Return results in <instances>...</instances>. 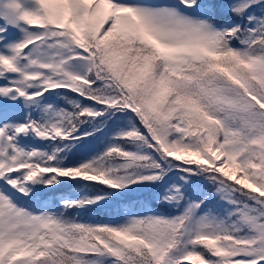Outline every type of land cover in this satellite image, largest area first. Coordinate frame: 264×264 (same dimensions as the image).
I'll use <instances>...</instances> for the list:
<instances>
[{
  "label": "snow or ice",
  "instance_id": "obj_1",
  "mask_svg": "<svg viewBox=\"0 0 264 264\" xmlns=\"http://www.w3.org/2000/svg\"><path fill=\"white\" fill-rule=\"evenodd\" d=\"M0 264H264V0H0Z\"/></svg>",
  "mask_w": 264,
  "mask_h": 264
},
{
  "label": "trees",
  "instance_id": "obj_2",
  "mask_svg": "<svg viewBox=\"0 0 264 264\" xmlns=\"http://www.w3.org/2000/svg\"><path fill=\"white\" fill-rule=\"evenodd\" d=\"M100 214L103 215L104 214L103 211Z\"/></svg>",
  "mask_w": 264,
  "mask_h": 264
}]
</instances>
